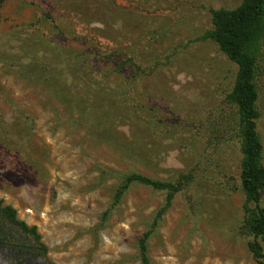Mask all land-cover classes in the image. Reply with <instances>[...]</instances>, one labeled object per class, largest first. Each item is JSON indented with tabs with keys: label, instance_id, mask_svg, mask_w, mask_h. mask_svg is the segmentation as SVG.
<instances>
[{
	"label": "rangeland",
	"instance_id": "rangeland-1",
	"mask_svg": "<svg viewBox=\"0 0 264 264\" xmlns=\"http://www.w3.org/2000/svg\"><path fill=\"white\" fill-rule=\"evenodd\" d=\"M242 1L0 0V199L40 236L0 216V264H140L144 233L149 264H257L237 65L212 37ZM247 49L264 165V18ZM132 173L168 204L117 194Z\"/></svg>",
	"mask_w": 264,
	"mask_h": 264
},
{
	"label": "trees",
	"instance_id": "trees-1",
	"mask_svg": "<svg viewBox=\"0 0 264 264\" xmlns=\"http://www.w3.org/2000/svg\"><path fill=\"white\" fill-rule=\"evenodd\" d=\"M264 18V0H243L233 10H219L214 13L213 39L227 56L237 65L234 87L231 99L237 107L242 128V153L243 159L240 170V185L243 190L246 203V224L252 235V241L248 247L257 264H264V204L262 193L264 192V165L261 163L262 144L257 131V90L254 84L255 58L247 47L259 29ZM131 182H139L156 189H168L166 202L171 199L172 186L163 184L150 178L132 173L127 175L124 184L118 190L125 189ZM0 216L12 226L24 233H29L37 242L40 236L35 226H28L19 220L16 211L0 199ZM148 233H144L138 240L140 252V264H149L146 253V241ZM6 240V239H2Z\"/></svg>",
	"mask_w": 264,
	"mask_h": 264
}]
</instances>
